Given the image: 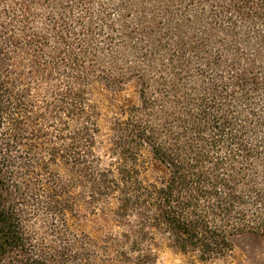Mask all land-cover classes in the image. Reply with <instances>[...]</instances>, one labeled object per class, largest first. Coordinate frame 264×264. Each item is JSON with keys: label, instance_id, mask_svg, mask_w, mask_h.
Masks as SVG:
<instances>
[{"label": "trees", "instance_id": "trees-1", "mask_svg": "<svg viewBox=\"0 0 264 264\" xmlns=\"http://www.w3.org/2000/svg\"><path fill=\"white\" fill-rule=\"evenodd\" d=\"M132 81L104 162L94 90ZM243 234L264 239V0H0V264L213 261Z\"/></svg>", "mask_w": 264, "mask_h": 264}, {"label": "rangeland", "instance_id": "rangeland-1", "mask_svg": "<svg viewBox=\"0 0 264 264\" xmlns=\"http://www.w3.org/2000/svg\"><path fill=\"white\" fill-rule=\"evenodd\" d=\"M94 99L98 106V126L100 129L96 152L105 162L110 149L109 126L111 119L118 112L119 107L138 103L137 84L132 81L123 85L120 90H94ZM140 175L145 181H152L162 174L161 166L152 159L147 150L141 153ZM85 230L93 236L102 235L108 230H116L112 222L100 217L89 218L85 222ZM155 264H264V239L252 234H243L233 239L230 253L218 260L200 261L194 254L183 253L161 243L154 249Z\"/></svg>", "mask_w": 264, "mask_h": 264}]
</instances>
